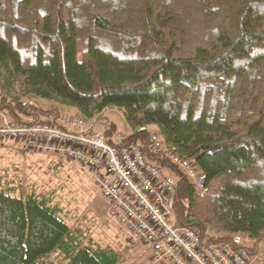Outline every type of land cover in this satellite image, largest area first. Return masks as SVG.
I'll use <instances>...</instances> for the list:
<instances>
[{
	"label": "trees",
	"instance_id": "obj_1",
	"mask_svg": "<svg viewBox=\"0 0 264 264\" xmlns=\"http://www.w3.org/2000/svg\"><path fill=\"white\" fill-rule=\"evenodd\" d=\"M123 110L176 179L172 220L250 254L264 241V0H0V107L15 122ZM117 131L106 126L107 135ZM163 147L154 150L151 135ZM166 149L207 174L200 191ZM58 252L60 258H51ZM53 196L0 182V264H118Z\"/></svg>",
	"mask_w": 264,
	"mask_h": 264
},
{
	"label": "built area",
	"instance_id": "obj_2",
	"mask_svg": "<svg viewBox=\"0 0 264 264\" xmlns=\"http://www.w3.org/2000/svg\"><path fill=\"white\" fill-rule=\"evenodd\" d=\"M94 117L61 112L57 121L41 118L15 122L0 108V144L24 142L31 149L62 152L92 175L100 195L109 204V217L125 227L128 242L148 244L154 264H257L264 244L254 254L233 243L205 244L195 227H176L172 220L176 179L161 165L149 162L140 144L126 142L128 135L95 129ZM154 150L163 147L151 135ZM194 186L207 190V174L192 160L166 149Z\"/></svg>",
	"mask_w": 264,
	"mask_h": 264
},
{
	"label": "rangeland",
	"instance_id": "obj_3",
	"mask_svg": "<svg viewBox=\"0 0 264 264\" xmlns=\"http://www.w3.org/2000/svg\"><path fill=\"white\" fill-rule=\"evenodd\" d=\"M103 116V119L93 118L96 130L113 122L117 126L115 132L131 133L121 108L108 107ZM0 182L3 186L14 187L17 193L23 190L51 194L53 203L61 207L70 227L82 234L83 243L112 246L121 256L118 264H154L150 246L128 242L125 227L109 217L110 204L100 195L92 175L64 153L31 149L24 142L8 140L0 144ZM263 244L264 241L261 246ZM51 258L59 259L60 254L53 253ZM257 264H264V258Z\"/></svg>",
	"mask_w": 264,
	"mask_h": 264
}]
</instances>
